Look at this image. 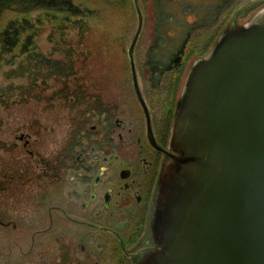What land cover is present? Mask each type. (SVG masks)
Segmentation results:
<instances>
[{
  "label": "water",
  "instance_id": "95a60500",
  "mask_svg": "<svg viewBox=\"0 0 264 264\" xmlns=\"http://www.w3.org/2000/svg\"><path fill=\"white\" fill-rule=\"evenodd\" d=\"M132 4L130 78L150 129L134 57L144 16ZM247 7L188 69L168 148L152 143L169 159L170 195L148 264H264V6L238 25Z\"/></svg>",
  "mask_w": 264,
  "mask_h": 264
},
{
  "label": "rangeland",
  "instance_id": "374dc122",
  "mask_svg": "<svg viewBox=\"0 0 264 264\" xmlns=\"http://www.w3.org/2000/svg\"><path fill=\"white\" fill-rule=\"evenodd\" d=\"M259 1L262 0H233L213 25L193 32L188 48L200 45L212 34L211 48L226 29L232 28L233 16L238 11ZM213 2L216 3L217 0H168L164 15L166 26L159 32L158 43H154V39L158 37L156 11L152 0H139L144 23L134 57L143 93L146 90H159L150 86V72L145 68L149 54L161 58L162 63L166 64L169 56L182 45L194 21L204 15L208 5ZM262 6L264 3L258 4L246 14L238 15V25L245 23ZM37 14L47 17L44 12L32 13L33 16ZM136 24V15L132 10L129 18L119 16L98 24L94 29L95 34L89 36L91 43L78 45L77 29L65 30L61 38L48 23L42 26L35 41L41 53L53 59L64 58L62 48L71 47L76 54L81 53L80 56H74L77 63L73 81L79 79L84 82L83 86L87 87L89 94L100 95L104 100L115 102L118 107L117 115L123 117L125 112H131L132 105H137L132 100L126 52ZM100 36L111 41V45L96 50L92 44L97 43ZM120 43L124 51L118 49ZM206 53L207 51L195 52L189 57L183 67V78L193 61ZM5 69L0 65V87L9 83L30 87L31 79L28 77L6 79L3 74ZM101 69L105 73H100ZM60 82L61 78L54 76L45 81L39 77L31 94L22 95L19 90H15L4 102L0 101V264H77L81 261L93 264L95 261L94 257L86 260L80 252L67 257L65 247L71 242L76 243L72 238H75L78 231L65 222H50L51 217L57 218L55 206L58 200L55 191L46 184L49 179L42 175V162L53 161L59 150L67 145L70 136L84 119L79 110L86 108L85 103L79 105V102H71V96H60ZM88 100L91 101L92 98ZM94 122L95 119L89 121L84 129H89ZM104 164L112 166L113 163L109 161ZM107 174L110 175L109 171ZM71 175L74 176L69 172L65 193L73 186ZM62 231H65L63 235ZM97 242L98 239L94 244ZM98 259L102 264H113L114 261L108 256Z\"/></svg>",
  "mask_w": 264,
  "mask_h": 264
},
{
  "label": "flooded vegetation",
  "instance_id": "af4514ba",
  "mask_svg": "<svg viewBox=\"0 0 264 264\" xmlns=\"http://www.w3.org/2000/svg\"><path fill=\"white\" fill-rule=\"evenodd\" d=\"M177 77L150 74V86L159 90H141L150 129L133 89L137 105L123 117L117 115L115 102L101 97L95 106L79 110L84 116L80 127L53 161L43 160L42 175L58 200L57 218L50 222H65L78 231L72 238L76 243L65 247L67 257L80 252L86 260L94 257L93 264H102L98 258L105 256L113 264H148L158 249L170 195L169 159L152 143L163 149L169 146L185 79ZM109 161L112 166L104 164ZM69 172L74 174L73 186L65 193Z\"/></svg>",
  "mask_w": 264,
  "mask_h": 264
},
{
  "label": "trees",
  "instance_id": "16d2710c",
  "mask_svg": "<svg viewBox=\"0 0 264 264\" xmlns=\"http://www.w3.org/2000/svg\"><path fill=\"white\" fill-rule=\"evenodd\" d=\"M167 1L152 0L158 17L156 23L158 37L154 39V43H158L159 32L166 26L164 15ZM232 1L217 0L216 3L208 5L205 14L195 20L193 24L191 23L193 26L185 35L182 45L177 52H173L169 56L168 62L164 64L161 58L149 54L146 70L150 74H165L166 72L179 78L189 57L195 52L208 51L212 44L213 35L211 34L200 45L188 48L193 32L213 25L222 12L232 4ZM257 6L258 4L247 7L241 14H246L247 11H252ZM132 10H134L132 0H0V65L6 68L3 71L4 77L6 79L20 77L31 79L29 88L13 83L0 87V101L4 102L15 90H19L18 92L22 95L24 93L31 94V91L36 88L35 83L39 77L45 81V79L54 76L61 78V89L58 92L60 96H71L74 101L79 102V105L85 103V107L95 106L96 99L102 100L101 96L89 94L87 87L83 86V81V83L79 79L73 81L77 63V60L74 59L76 52L71 47L57 49L64 53V58H50L38 49L35 37L40 34L42 26L49 23L55 28L54 33H58L61 38H63L65 30L77 29L79 33L78 45L91 43L89 36L95 34L94 29L98 24L119 16L129 18ZM34 12H44L47 17H42L41 14L33 16ZM134 14L136 15L135 10ZM64 44L66 43L64 42ZM56 45L60 46L58 43ZM92 45L94 49L101 50L104 46L111 45V41L100 36L97 43ZM118 49L124 51L121 43L118 45ZM80 55L82 54H76V56ZM100 73H105V71L101 69ZM177 78L174 80L175 84L178 83ZM175 88L173 86L172 90ZM88 98H92V100L89 101Z\"/></svg>",
  "mask_w": 264,
  "mask_h": 264
}]
</instances>
